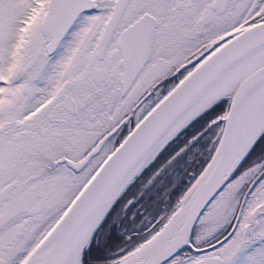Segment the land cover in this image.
Listing matches in <instances>:
<instances>
[{
	"label": "snow or ice",
	"instance_id": "snow-or-ice-1",
	"mask_svg": "<svg viewBox=\"0 0 264 264\" xmlns=\"http://www.w3.org/2000/svg\"><path fill=\"white\" fill-rule=\"evenodd\" d=\"M0 264H264V0H0Z\"/></svg>",
	"mask_w": 264,
	"mask_h": 264
}]
</instances>
